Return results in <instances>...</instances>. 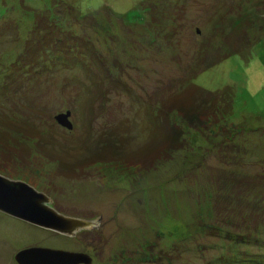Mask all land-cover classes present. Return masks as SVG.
<instances>
[{"label":"rangeland","instance_id":"1","mask_svg":"<svg viewBox=\"0 0 264 264\" xmlns=\"http://www.w3.org/2000/svg\"><path fill=\"white\" fill-rule=\"evenodd\" d=\"M5 1L20 7L0 6V157L27 164V181L57 211L95 225L68 235L0 211V264H17L14 252L30 245L83 251L90 264H264V34L246 46L245 30L228 31L240 14L260 19L264 0ZM54 9L58 33L36 29ZM47 34L87 54L63 63L66 40ZM215 38L244 47L202 67ZM27 44L48 50L47 68ZM15 59L25 65L8 69ZM189 76L219 91L228 115L205 131L182 122L179 149L143 156L156 104ZM67 108L70 129L52 118Z\"/></svg>","mask_w":264,"mask_h":264},{"label":"trees","instance_id":"2","mask_svg":"<svg viewBox=\"0 0 264 264\" xmlns=\"http://www.w3.org/2000/svg\"><path fill=\"white\" fill-rule=\"evenodd\" d=\"M1 1H3L4 3H2ZM155 1L153 2V4L157 5L158 1H156V2ZM161 3H160V5H161ZM7 4H9V2H6L5 0H0L1 8L4 7L6 10L8 8L10 9L9 11H6L4 14H6V13L12 14L13 13V15H15V12H17V11H14V9H18L20 7L19 3L16 2V6L13 8L8 7ZM22 4L26 5L23 2H22ZM34 4H35L34 6L33 5H27L28 9L33 10V12H31L30 14H32V13L38 14L37 6L39 7V9L40 8L42 9V6L39 5L38 3H36L35 1H34ZM25 8L21 9L19 11L24 13ZM145 8L150 9V5L145 4ZM44 9L46 10V8H44ZM58 10H59V12L61 11L60 14H62L64 12V10L62 8H58ZM54 12H51V10L47 11V14H45V17L48 18L47 22L46 21L43 22L40 19V23L37 24V28H36V25H34L33 27L38 29V25L40 24V26L49 27V30L51 32L56 31V33H58L57 30L50 28V27L59 26V25H54L53 21L55 19H59L61 16L58 15L59 12L56 9H54ZM63 14H65V13H63ZM1 15H3V14H1ZM257 24L261 27H260V30H258V32H256L257 35H254L255 34L254 31H256L254 26L255 25L258 26ZM228 25H229L228 31H231V32H233V31L240 32L239 30H241V29L245 30L244 34L241 35V33H240L237 36H238V39H243V37H245L243 44L248 46V45H250V43L252 41L259 39L261 34H264V12L261 13V18L257 19V21H255V19H253V18L250 19V18L246 17L244 14L243 15L240 14L239 18H237L234 21H229ZM249 27H250V29H248ZM224 29H225V27H224ZM45 37H47V38L44 40V42L49 43V44H53L56 41H60L61 38H62V41L66 40L63 44H60L59 50L62 51L61 55L66 56V58H68V56H70V57L74 56V57L72 58V60H67L66 58H64L65 60L62 59L63 63H66V61H77V62H79L78 60H80V57H77L76 55L80 54L83 56L84 54H87L86 53L88 51L87 47H85L84 52H80L81 51L80 48L77 47L78 45H75L73 39L70 40V38L69 37L67 38L65 35H63L61 38H59L57 35L54 36L53 34H51V35L47 34ZM14 40L15 39H7V41H8L7 47H12L14 44ZM69 40L71 41L72 46H70V44L67 42ZM42 41L43 40H41L38 44L40 45ZM22 43H24V46H25L26 43L25 42H22ZM22 43H20L19 45H21ZM223 43L226 45V49H223V51L220 52L219 47ZM234 43H236V42H231L229 44L228 40H225V38H223L222 40L219 38H215L214 40H212L209 43L208 49H209V51H210V49H215V54H213L210 61H208L206 63H202V67L208 66V65H210V63L220 59L221 57L227 56L232 51H237V50L244 47V46H241V48H237L240 46H237ZM228 44L231 46H229ZM39 45L37 47L34 46V48L32 49L31 46H28V44H27V47H25L24 50H29V51H27V52H30L29 55H31V53L34 54V52H35L36 54H34L33 57L38 55L40 60H41L40 62L42 63V66L43 67L45 66L47 68L48 62H46V61L49 60V56H48V54H45V51H48V50L44 49V47L43 48L40 47ZM49 50L59 52L58 46H56V45L51 47V49H49ZM66 50H68L69 52H66ZM102 56L103 55L96 53V55H93L92 57L100 59L102 61V63L106 64L108 73H110L111 76L112 75L116 76V73L107 64V63H109L107 61V59L104 58V56L103 57ZM33 57H30L28 59L29 62L31 59H33ZM18 60L15 59L14 63L12 62L15 65L13 66V64H12L11 67H9L8 69L12 68V70H13L14 68H19L20 66L25 65V64L21 63L22 61L20 59H18ZM17 61L19 62L18 64H16ZM31 64L32 63H29V65H26V66L30 67ZM110 79H112V80H110ZM110 79L107 82L111 86V85H113V81L116 79H113V77H111ZM183 80H185V81H183V86H181L179 89L173 90L171 93L167 94L166 96L161 97V100H159V102L156 104V106H157V110H156L157 116L156 117L157 118L155 119V121H157L158 124H155V128H156L155 134H156L157 138L156 137L154 138L155 143L153 144V147L150 146L151 145V143H149L150 141L147 143L148 146L145 147L146 150L143 152V156L149 153L151 155V158L156 160L159 158L167 157L169 152H171L172 150L179 149L183 143L182 138L184 137L183 136V126L184 125L182 124V122L186 123L187 128H190V129L192 128V129L198 130V131H205V128L208 125L217 124V126L220 127L221 122L228 115V112L225 110V108H226L225 101H222L219 98V97H223V96H221V93H219V91H215V93H212V91H210V90H205L204 88H201L200 86H198L197 84H195L191 80L190 76L186 77ZM114 84L116 85V82H114ZM226 98H227V96L224 99H226ZM226 100L228 101L229 104H231V100L229 102V98ZM28 108L30 109L29 106H28ZM30 110L37 113V110L33 109L32 107ZM53 120H54V118H53ZM23 121L25 122V119ZM25 126L27 127V125H25ZM33 129L35 130V128H33ZM23 130H25V129L23 128ZM159 130H160V132H159ZM44 131H46V130L42 129L41 133H43ZM159 138H160V140H158ZM18 142H23V139H21V140L19 139ZM150 147H152V148H150ZM56 161H58V159H55V162ZM25 166H27V164L20 162V159H11L10 161H7V160H5V158L3 159L0 157V174L7 176L9 178H18V179H21V180L29 183L27 181L29 179L25 176V171H24ZM36 189H38V188H36ZM178 229L180 230V232L184 233L186 226L183 225V228H182L183 230L180 228H178ZM175 231H177V230L175 229ZM79 264H84V263H79Z\"/></svg>","mask_w":264,"mask_h":264},{"label":"water","instance_id":"3","mask_svg":"<svg viewBox=\"0 0 264 264\" xmlns=\"http://www.w3.org/2000/svg\"><path fill=\"white\" fill-rule=\"evenodd\" d=\"M70 110L54 113L59 125L70 129ZM49 196L31 184L0 174V211L32 224L72 235L80 229L93 227L95 223L87 218L63 214L53 208ZM99 219V216L97 217ZM17 264H89L91 257L79 250L30 245L19 248L13 254Z\"/></svg>","mask_w":264,"mask_h":264}]
</instances>
